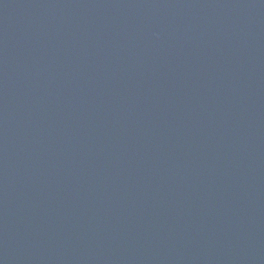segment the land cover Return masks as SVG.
Returning a JSON list of instances; mask_svg holds the SVG:
<instances>
[{
	"label": "water",
	"instance_id": "95a60500",
	"mask_svg": "<svg viewBox=\"0 0 264 264\" xmlns=\"http://www.w3.org/2000/svg\"><path fill=\"white\" fill-rule=\"evenodd\" d=\"M0 264H264V0H0Z\"/></svg>",
	"mask_w": 264,
	"mask_h": 264
}]
</instances>
